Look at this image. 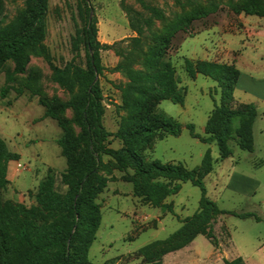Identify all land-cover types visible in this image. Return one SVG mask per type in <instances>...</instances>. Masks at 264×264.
Returning <instances> with one entry per match:
<instances>
[{"label":"rangeland","instance_id":"1","mask_svg":"<svg viewBox=\"0 0 264 264\" xmlns=\"http://www.w3.org/2000/svg\"><path fill=\"white\" fill-rule=\"evenodd\" d=\"M247 0H87L90 19L94 20L96 39L103 46L100 61L103 68L98 76L102 102L105 107L103 124L115 133L126 125L129 110L121 97V88L129 84L121 65L144 70L145 64L157 48L160 38L172 33L166 49V61L175 69L179 86L185 91L183 105L170 101L159 102L153 114L172 118L181 124L179 136L156 135L149 148L142 152L147 162L181 163L187 169L200 165L207 150L211 151L215 169L221 164L215 144H203L190 136L188 124L195 133L204 134V125L220 92L214 81L202 75L191 79L185 72L184 60H200L235 65L240 76L234 90L239 104H253L257 113H264V19L242 11ZM1 26L16 20L27 8L26 0H0ZM85 8L82 0H48L46 36L40 46L29 53L27 71L6 85V74L14 63L8 61L0 68V140L9 152L18 155L7 168L8 185L1 192L2 200L30 207L35 203L39 183L47 176L54 179V188L66 192L62 174L67 161L61 154L57 140L62 135L57 120L45 118V104L59 109V117L73 137L80 134L74 110L68 102L73 98L51 79L52 66L63 68L74 61L85 67V49L74 52L72 41L78 29L84 28ZM135 40L138 43L135 44ZM78 53V55H77ZM6 87L5 96L2 89ZM123 146L111 139L108 146ZM232 155L228 161L238 162L237 170L253 173L259 158L240 150L229 142ZM104 166L99 174L105 186L96 198L100 211V225L88 251L92 264H225L221 256L238 253L251 256L264 243V221L223 216L209 228L223 245L214 246L199 235L186 247L167 253L158 263H147L139 255L144 246L167 239L177 231L181 220L192 216L199 204L200 189L190 182L180 183L176 195L165 202L173 207V214L162 213L145 204L133 194L132 184L124 177L132 174L115 166L103 155ZM227 161V162H228ZM20 165V167H19ZM255 167V168H254ZM216 175L204 179L209 199L212 198ZM214 195V194H213ZM218 196V195H217ZM219 206L236 211H251L264 217V189L252 197L226 191ZM229 232V233H228ZM230 235V247L228 238ZM226 250V251H225ZM230 261V260H228ZM232 261V260H231ZM243 264V263H240Z\"/></svg>","mask_w":264,"mask_h":264},{"label":"trees","instance_id":"2","mask_svg":"<svg viewBox=\"0 0 264 264\" xmlns=\"http://www.w3.org/2000/svg\"><path fill=\"white\" fill-rule=\"evenodd\" d=\"M82 2L85 8L79 7V10L85 12L84 28L76 31L72 48L79 52L81 46L84 47L85 67L70 61L63 68L52 66L51 75L54 83L73 96L68 105L75 112L80 134L76 137L70 134L59 117L58 108L45 104L44 112V117L57 120L62 130L57 145L67 161V169L61 176L67 190L63 194L56 191L53 177L47 176L39 183L35 203L30 207L2 200L1 192L9 182L8 163L16 160L18 155L9 152L0 140V264H92L88 260V251L101 220L96 198L105 186V180L99 174L104 166L103 155L111 158L118 169L131 170L132 174H127L124 180L132 184L133 194L162 213L173 214L172 205L165 200L178 193L180 183L190 182L200 189L196 212L181 220V227L167 239L154 241L138 251L147 263H158L162 256L186 247L199 235L217 246L209 225L219 216L229 214L240 219L264 221L255 213L223 211L207 197L204 179L214 167L210 150L193 169H187L181 163L147 162L142 156L156 135L177 137L181 133L179 122L153 114L161 101L184 103L185 91L179 86L175 69L166 61L172 33L160 38L144 70L125 65L118 67L129 80V84L121 88L122 102L129 115L126 125L115 133L105 128V107L98 80L103 70L100 61L103 46L96 39L94 20L87 14V0ZM26 5V10L11 23L1 26L0 18V68L8 61L14 63L6 74V85L26 73L29 53L36 50L46 36L48 0H26ZM1 10L0 3V15ZM242 11L264 19V0H247ZM134 42L137 44L138 40ZM184 69L191 79L197 75L211 79L220 92L219 102L215 103L204 125V134L195 133L194 126L188 124L190 136L203 144L214 143L220 161L232 155L229 142H234L242 151L252 152V128L257 109L253 104H239L234 98L240 76L236 66L185 59ZM1 92L4 97L6 87ZM111 139L118 140L123 146L109 148ZM224 263L240 264L242 260L236 258L224 260Z\"/></svg>","mask_w":264,"mask_h":264},{"label":"crops","instance_id":"3","mask_svg":"<svg viewBox=\"0 0 264 264\" xmlns=\"http://www.w3.org/2000/svg\"><path fill=\"white\" fill-rule=\"evenodd\" d=\"M261 116L263 117L261 118L260 115L257 113V117L254 121L253 128H252L254 147H253V151L249 152V153H254V155H256L259 158V161L257 165L255 166V167L258 166L259 168H257L256 171H254L253 173L239 171L237 170L238 162L233 161V160L228 161V158L222 160L221 164L218 165L217 169L213 167V170L211 173H214L216 175V179L213 184V191H214V193H212L213 199H210V200L215 202L217 206L219 207V209L223 211L233 212V213H242V212L228 210V209H225L219 206V200L223 202L222 201L223 197L221 196L226 191H231L233 193L236 192L241 195L252 197L253 195L255 196L257 192H259L261 189H264V113H262ZM250 206L252 208L251 211L244 212V213H255V210H257L256 204L253 203ZM256 215L260 217L262 220H264L263 216H259L258 214ZM223 216H233V215L226 214V215L220 216V218L218 219L219 223L222 222V220L220 219H222ZM248 219H252V218H248ZM229 240H230V235L228 238V243L230 247ZM218 247L220 249L221 247H223V245L220 243V240H218ZM223 251H224V248H222V252L220 254L222 258H224L225 260L231 261L236 258H241L243 264H264V243L261 246H258L254 250V252L252 253L253 255L248 256V257L243 256L239 253L234 257H230L227 254L226 250H225L226 251L225 253Z\"/></svg>","mask_w":264,"mask_h":264},{"label":"built area","instance_id":"4","mask_svg":"<svg viewBox=\"0 0 264 264\" xmlns=\"http://www.w3.org/2000/svg\"><path fill=\"white\" fill-rule=\"evenodd\" d=\"M19 167H20V165H19Z\"/></svg>","mask_w":264,"mask_h":264}]
</instances>
